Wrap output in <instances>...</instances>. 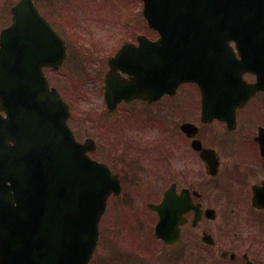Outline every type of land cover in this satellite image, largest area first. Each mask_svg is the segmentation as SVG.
<instances>
[{"label": "water", "instance_id": "1", "mask_svg": "<svg viewBox=\"0 0 264 264\" xmlns=\"http://www.w3.org/2000/svg\"><path fill=\"white\" fill-rule=\"evenodd\" d=\"M144 1V16L161 38L140 37L138 48L126 45L113 59L140 80L125 83L128 95L136 86L133 96L157 100L191 81L209 97L220 83V96L234 110L264 89V0ZM13 14L0 49V102L7 113L0 114V264H88L107 199L119 184L74 142L68 107L49 89L43 68L62 64L63 40L32 0H21ZM231 40L239 42L242 60ZM246 72L256 74L255 83L243 81ZM165 225H157L158 236L168 237Z\"/></svg>", "mask_w": 264, "mask_h": 264}, {"label": "flooded vegetation", "instance_id": "2", "mask_svg": "<svg viewBox=\"0 0 264 264\" xmlns=\"http://www.w3.org/2000/svg\"><path fill=\"white\" fill-rule=\"evenodd\" d=\"M135 39L86 58L82 86L94 80L88 66L96 65L94 94L70 95L75 134L95 140L96 157L109 162L126 204L142 219L159 221L150 204L163 203L169 190L188 197L186 211L176 218L179 239L157 241L163 262L264 264V98L257 95L238 110L234 129L221 120L203 121L196 89L179 88L152 104L134 99L109 107L104 95L109 58L126 42L137 44ZM255 188L261 189L260 204L254 202Z\"/></svg>", "mask_w": 264, "mask_h": 264}, {"label": "rangeland", "instance_id": "3", "mask_svg": "<svg viewBox=\"0 0 264 264\" xmlns=\"http://www.w3.org/2000/svg\"><path fill=\"white\" fill-rule=\"evenodd\" d=\"M34 1L41 9L43 15L47 17L51 23H53L55 28L58 29L65 38L69 37L73 41L80 39L84 42L85 48L88 45L91 46V44L95 46L102 45L101 51L104 52L103 54H107L114 43L134 38L137 35V32L144 27V22H141L142 19L140 13H137L136 17L135 14L131 12V10L134 12L142 11L143 3L139 0ZM9 4H6V0H0V25L4 24L3 21L6 20L7 17L9 19L11 18V5ZM125 19L126 22L130 20L128 25L127 23L125 24ZM119 25H122L124 29H121L120 31ZM76 27L79 28L78 31ZM84 30L86 33H84ZM71 32H78L75 35L78 37L73 38L70 35ZM150 35L153 37L155 36L151 34V32ZM96 42H100L101 44L97 45ZM74 44L75 43H73L72 46H74ZM76 48L77 47H75V49ZM76 51L78 53L73 52V56L78 58L77 61L80 66L83 60V67H85V60L83 57H81L83 55L82 50L76 49ZM100 56H102V54ZM100 56L97 59H99ZM78 64H71L70 61L67 63V67L61 72L56 74H50L47 72V74L49 78H53V84L55 83L62 90H65V85L68 80H71L75 83L78 82V78H76L77 74L73 75V78L72 76H68V74H66L67 70L70 71L71 69L75 68L72 72L74 73L75 70L78 69L76 68ZM95 69H97L96 65L88 66V70L93 75V77H96ZM95 77L93 81L89 82L90 85L87 83L82 86L83 91H88L91 93V97L94 94ZM73 86L76 88L79 87V85ZM113 213H115V206L112 208V210H109L108 215L101 222L102 232L106 236L103 238L102 244L99 247L98 255H101V253L105 250V255L107 254L113 260H110L107 264H157L154 259V254L151 252L153 249V242L150 240L148 235H139L140 233L138 232L141 230L138 227L139 224H136V220H133V214L131 213V210L123 209L122 206H120L119 215L122 218L121 221L116 225L114 221L110 220L111 216L112 218H115V216L112 215ZM144 220L148 221V219ZM140 227H143L146 230L149 228L148 234H151L150 224L147 223L145 225H141ZM117 233L119 237H117ZM112 238H120L121 240L119 239L118 241H114ZM154 248L157 247L155 246Z\"/></svg>", "mask_w": 264, "mask_h": 264}]
</instances>
